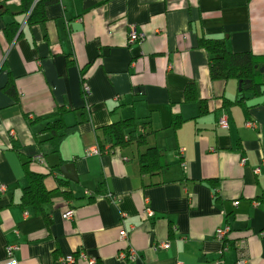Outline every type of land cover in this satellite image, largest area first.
Masks as SVG:
<instances>
[{
    "label": "crops",
    "instance_id": "0c3cea01",
    "mask_svg": "<svg viewBox=\"0 0 264 264\" xmlns=\"http://www.w3.org/2000/svg\"><path fill=\"white\" fill-rule=\"evenodd\" d=\"M38 1L44 23L29 24ZM10 24L18 32L9 37ZM131 27L143 43L128 45ZM204 39L264 56V0H0V264H60L82 252L96 264H236L241 240L247 264H264V93L254 96L249 83L243 105L223 107L238 81L210 79ZM189 86L195 103L184 100ZM200 100L208 113L197 118ZM62 108L73 129L38 163V143L49 138L39 117ZM125 118L149 122L146 144L91 153L105 142L101 128ZM149 147L163 150L166 166L145 175L138 160ZM65 164L76 181L59 171ZM32 172L49 174L43 201H31ZM226 226L234 246L213 237ZM128 245L139 258L125 263L117 257Z\"/></svg>",
    "mask_w": 264,
    "mask_h": 264
},
{
    "label": "trees",
    "instance_id": "16d2710c",
    "mask_svg": "<svg viewBox=\"0 0 264 264\" xmlns=\"http://www.w3.org/2000/svg\"><path fill=\"white\" fill-rule=\"evenodd\" d=\"M25 1V0H24ZM46 1H38L36 2L29 14V24L34 23H44L43 16V6ZM9 37L11 35L16 34L18 32V25L10 24L4 28ZM199 44L206 49L209 55L208 60V68H209V76L211 80L218 81L221 80H230L235 79L239 82L248 80L250 85L249 89L253 95H258L264 93V56L252 55L249 52H241V53H231L228 52L223 43L219 41H211V40H202ZM91 65H85L84 68L80 71L81 74V86L84 84L86 80V75L90 70ZM10 84V83H9ZM6 87H8V85ZM244 90L239 91L237 94V98L231 102H223V107L228 108L232 106V104L239 103L244 104ZM184 100L187 103H195L197 101L196 92H194V88L189 86L184 90ZM198 117H203L208 113L206 104L202 100L198 101ZM66 111L64 108L58 109L51 115H46L43 117H39V119H43L48 121L46 128L43 130L49 136L48 139L40 141L38 143L39 148L41 149V158L52 155L53 153H57L59 150V145L62 140L69 134L73 127H68L63 122V115ZM39 119H36L38 121ZM183 120L181 117L176 114L173 116L172 120V128L177 131V129L182 125ZM141 128V131L138 132V129ZM151 131L149 122L148 123H139L138 120L134 118H125L123 120H118L115 122H111V124L106 125L101 128V134L105 142H100L98 144V155L103 153V149L106 148L105 144H109L110 146L106 149L111 150H119L125 148L126 146H130L132 144L144 145L145 136L148 132ZM139 168L141 173L145 175H150L155 172H159L166 166L165 164V154L163 150L158 149L156 147H149L144 153L139 155ZM36 161V160H34ZM33 162V161H32ZM37 162V161H36ZM30 164V162L28 163ZM33 173V172H32ZM30 175L31 181L29 183V190L31 191V201L39 202V200H45L48 198V191L43 185V179L49 174H35ZM57 184L64 188L65 183L62 180H58ZM26 189V190H28ZM62 195L67 200L70 198L69 191H63ZM24 203H26V196L24 194ZM262 200V199H261ZM23 203V204H24ZM223 240V244L227 246H234L236 242L230 241V234ZM237 248V247H236Z\"/></svg>",
    "mask_w": 264,
    "mask_h": 264
},
{
    "label": "built area",
    "instance_id": "2783aa9c",
    "mask_svg": "<svg viewBox=\"0 0 264 264\" xmlns=\"http://www.w3.org/2000/svg\"><path fill=\"white\" fill-rule=\"evenodd\" d=\"M129 30L130 31L128 33V40H127L128 45H132V43H139V44L143 43L144 35L137 34L133 27H131ZM89 91H90L89 86H87L86 84H83L82 85V95L86 96L87 94H89ZM217 124L219 127H226V125H227L226 116L223 115ZM246 126L249 128H252V129H255L257 127L252 122H247ZM180 151H182V150H180ZM90 152L98 155V149L97 148L91 150ZM87 153H89V152H87ZM35 160L38 163L42 162L41 156L36 157ZM241 163L244 164L245 163L244 160H242ZM181 165L184 168H186V166H184V163H181ZM107 197H110V195ZM234 205L236 206L237 203H235ZM254 205H258V202H255ZM72 216H73V212L68 211V213H66L62 216V219L68 220V219H71ZM145 216L153 217V211H151L150 208H148V207L145 210ZM121 229L122 230L120 232L119 241L127 242V240H128L127 229H125L123 225H122ZM229 232H230V228L228 226H226L225 228H217L214 231L213 237H215V239L221 241V240L225 239L226 235ZM169 246H170L169 241H166V242L160 243L158 246H156L155 250L156 249L166 250L167 248H169ZM14 249H15V247H11V246H9V248H7V258L8 259L12 255V251ZM247 255H248V248L246 247V241L241 240L239 242V245L237 246V258H236L237 262H236V264H247V262H248V259H247L248 256ZM138 257H139V253H137L132 247L127 248L126 250L119 252V258L121 261L131 262V261L137 259ZM78 259L79 260H87L89 262V264L95 263V260H92V259L88 260L87 256L84 253L78 254ZM75 260H76V258L70 255V257L60 258L58 260V262L60 264H73L75 262ZM8 264H18V262L16 260L11 259ZM179 264H181V263H179ZM218 264H224V262L219 261Z\"/></svg>",
    "mask_w": 264,
    "mask_h": 264
},
{
    "label": "water",
    "instance_id": "95a60500",
    "mask_svg": "<svg viewBox=\"0 0 264 264\" xmlns=\"http://www.w3.org/2000/svg\"><path fill=\"white\" fill-rule=\"evenodd\" d=\"M247 84H249L248 80L242 81L238 83V90L242 91L247 90L248 86ZM61 174L63 175V177L66 179H69L71 181H76L75 178V171H74V165L73 164H65V166L61 167L60 170Z\"/></svg>",
    "mask_w": 264,
    "mask_h": 264
},
{
    "label": "rangeland",
    "instance_id": "374dc122",
    "mask_svg": "<svg viewBox=\"0 0 264 264\" xmlns=\"http://www.w3.org/2000/svg\"><path fill=\"white\" fill-rule=\"evenodd\" d=\"M106 195L109 196L110 194L107 193ZM107 196H106V197H107ZM107 198H111V195H110V197H107ZM147 207H148V206L146 205V208H147ZM146 208H145V210H146ZM68 211H72V210H68ZM68 211L65 212L64 214L68 213ZM72 212H73V211H72ZM64 214H63V215H64ZM63 215H62V216H63ZM144 216H145V214H144ZM145 218L147 219V218H151V217H147V216H145ZM122 225H123V222L121 223V227H122ZM123 226H124V225H123ZM121 227H120V232H121V230H122ZM124 228H125V227H124ZM125 229H126V228H125ZM127 235H128V237H129V233H128V231H127ZM119 237H120V233H119ZM119 237H118V239H120ZM127 242H128V241H127ZM127 242H123V243H126V244H127ZM130 247H131V246H130ZM130 247H129V245H128L126 248H124V249L121 250V251H124V250H126L127 248H130ZM132 248H133V247H132ZM133 249H134V248H133ZM134 250H135V249H134ZM121 251H119V252H121ZM135 251H136V250H135ZM119 252H118V257H117V258L120 260V258H119ZM136 252H137V251H136ZM82 253H83V252H82ZM78 254H80V253H78ZM138 258H139V257H138ZM88 260H89V259H88ZM94 260H95V259H94ZM78 261H79V259L77 258V259L75 260L74 263H76V262H78ZM81 261H82V260H81ZM83 261H86V263L89 264V262H88L87 260H83ZM120 261H121V260H120ZM123 262H125V261H123ZM74 263H73V264H74ZM125 263H126V262H125ZM94 264H96V262H95Z\"/></svg>",
    "mask_w": 264,
    "mask_h": 264
}]
</instances>
